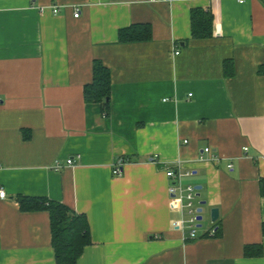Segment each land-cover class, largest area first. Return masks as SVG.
I'll return each mask as SVG.
<instances>
[{"label": "crops", "instance_id": "1", "mask_svg": "<svg viewBox=\"0 0 264 264\" xmlns=\"http://www.w3.org/2000/svg\"><path fill=\"white\" fill-rule=\"evenodd\" d=\"M196 7L212 10L210 39L192 37ZM139 22L152 39L120 43ZM97 59L109 116L84 96ZM262 65L264 0H0V264H56L49 212L22 211L19 195L87 216L77 264H264L244 256L264 245ZM169 167L209 217L195 238L174 227Z\"/></svg>", "mask_w": 264, "mask_h": 264}, {"label": "trees", "instance_id": "2", "mask_svg": "<svg viewBox=\"0 0 264 264\" xmlns=\"http://www.w3.org/2000/svg\"><path fill=\"white\" fill-rule=\"evenodd\" d=\"M191 30L194 39H210L214 35V15L210 9L196 7L190 11ZM120 43H133L149 41L153 37L152 27L149 23H136L125 26L119 31ZM93 80L84 87L85 100L89 103L102 105L104 116H109L112 111L111 89L112 76L110 69L104 62L97 59L93 61ZM232 60H226L224 71H232ZM259 72L264 74V65L259 67ZM261 194L264 196V177L260 181ZM20 209L24 212L47 210L50 215L52 244L55 251L56 264H77L78 259L85 252V248L93 243L90 232V222L83 213H78L61 201L36 196L16 197ZM264 231V224L262 227ZM214 236L223 234L218 219L214 225ZM264 245L248 244L244 250L245 257H261Z\"/></svg>", "mask_w": 264, "mask_h": 264}, {"label": "built area", "instance_id": "3", "mask_svg": "<svg viewBox=\"0 0 264 264\" xmlns=\"http://www.w3.org/2000/svg\"><path fill=\"white\" fill-rule=\"evenodd\" d=\"M237 1L244 3L246 0H237ZM53 12L58 13L59 12L58 7H54ZM80 13H81V9L75 8V17H79ZM178 53L179 51H176V54ZM186 142L187 140L185 141V143ZM245 150H248V148L246 147ZM204 151L208 154L209 159L214 158L213 151L210 147L206 148ZM73 163H74L73 158L67 160L68 165H72ZM62 166L63 165L59 161H57L56 165L54 166V169L58 171L62 168ZM230 166H232V164H230ZM113 174L114 175L122 174V164H119L114 168ZM166 174L168 175L169 179L173 181L172 183H170L168 188L172 207L174 209L179 210L180 212V216H179L180 218L175 220L174 227L182 231L184 229H188L189 232L188 237L195 238L197 236V229L201 223L198 217L199 215H201V213L199 212L200 207L196 203L197 188H195L191 184H188V186H183L180 181L182 175L177 174V172L172 167H169ZM6 197L7 195L5 189L2 186H0V199ZM211 233L213 235L215 232L212 231Z\"/></svg>", "mask_w": 264, "mask_h": 264}, {"label": "water", "instance_id": "4", "mask_svg": "<svg viewBox=\"0 0 264 264\" xmlns=\"http://www.w3.org/2000/svg\"><path fill=\"white\" fill-rule=\"evenodd\" d=\"M205 202L203 201L202 205L204 204ZM199 212L202 213L203 212V208H200L199 209ZM211 216H212V220L214 222H216L218 220V218L220 217L219 216V209L217 208H214L211 210ZM199 217V220L202 221L203 220V217L201 215L198 216Z\"/></svg>", "mask_w": 264, "mask_h": 264}, {"label": "rangeland", "instance_id": "5", "mask_svg": "<svg viewBox=\"0 0 264 264\" xmlns=\"http://www.w3.org/2000/svg\"><path fill=\"white\" fill-rule=\"evenodd\" d=\"M202 216L204 217L203 220L201 221V224H202L203 227H201L199 230L204 229V227H205L207 224H210L209 217H207V215H206L205 213H203Z\"/></svg>", "mask_w": 264, "mask_h": 264}]
</instances>
